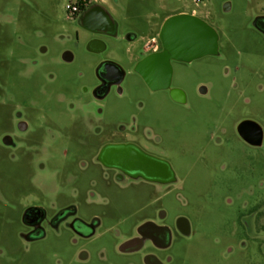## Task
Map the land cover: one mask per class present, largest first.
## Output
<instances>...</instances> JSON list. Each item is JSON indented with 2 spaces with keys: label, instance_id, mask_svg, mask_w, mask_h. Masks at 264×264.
<instances>
[{
  "label": "flooded vegetation",
  "instance_id": "flooded-vegetation-1",
  "mask_svg": "<svg viewBox=\"0 0 264 264\" xmlns=\"http://www.w3.org/2000/svg\"><path fill=\"white\" fill-rule=\"evenodd\" d=\"M11 1H16L17 13L6 21L0 18V26L8 25L11 35L19 38L20 31L14 29L27 20L20 16L21 4L39 5L35 0ZM192 1L195 7L202 3ZM176 2L183 5L174 6ZM185 2L153 0L135 19L127 12L116 15L119 0H66L74 39L84 38L91 57L86 62L69 47L49 51V36L58 42L71 36L48 30L41 8L40 23L33 25L41 41L37 51H0V156L23 166L22 174L5 179L7 169L0 166V206L10 212L0 209V264H44L46 252L52 255L46 264H90V247L96 243L105 264H135L136 258L141 264L172 263L175 242L191 235L192 224L186 215L171 217L165 207L163 199L181 180L162 149L163 137L143 115L148 98L159 93L168 103L183 107L192 92L208 94L205 82L192 88L178 83V68L205 56H220L218 35L217 54L189 61L163 57L161 30L167 19L188 15L208 23ZM230 7L225 1L223 11ZM52 24L62 28L58 19ZM250 25L264 37V2L254 6ZM110 38L127 41L129 46L119 50L124 51L123 60L108 54ZM132 79L134 95L127 88ZM123 105L128 107L123 115L110 116V110ZM236 133L250 146L263 143L262 126L249 117L238 121ZM47 155H56L54 166ZM141 185L150 197L141 208L120 213L112 206L108 192L122 195ZM253 215L254 204L241 218L251 234ZM105 237L116 252L115 261L105 256L108 243L99 244ZM66 245L72 252L68 260L61 257Z\"/></svg>",
  "mask_w": 264,
  "mask_h": 264
},
{
  "label": "rangeland",
  "instance_id": "rangeland-1",
  "mask_svg": "<svg viewBox=\"0 0 264 264\" xmlns=\"http://www.w3.org/2000/svg\"><path fill=\"white\" fill-rule=\"evenodd\" d=\"M35 1L38 7L27 2L21 4L20 16L30 22L26 26L24 21L14 29L20 31L19 38L11 35L12 28L8 25L0 26V51H37L41 41L33 32V25L40 23L38 10L41 8L47 17L48 30L71 36L59 42L49 36L46 39L49 51L69 47L78 51L81 62L90 60L84 38L74 39V28L64 7L66 0H58L61 4L57 7L55 0ZM152 1L119 0L116 15L122 17L127 12L136 19ZM225 1L231 2L226 12L223 11ZM15 2L0 0L1 20L6 21L17 13ZM259 2L264 0H202L195 7L192 0H186L189 9L197 8L218 32L220 56H205L188 67H179L177 82L192 88L202 81L207 83L209 92L204 96L192 92L187 107L168 103L162 93L148 98L149 105L143 116L163 137L162 149L181 180L179 187L163 199L165 207L171 217L183 214L192 224L191 235L175 242L171 264H264V204L261 201L264 200V137L262 145L254 147L236 133V125L244 117L258 122L264 131V37L250 25L254 6ZM182 5L176 2L174 6ZM56 19L62 24L60 30L52 24ZM106 43L111 57L124 59V51L119 50L129 46L127 41L110 38ZM135 84L132 79L127 85L131 95L136 92ZM127 110L123 105L117 111L110 110V116L123 115ZM82 139L93 142L91 137ZM80 140L78 138L77 142ZM61 143L63 140L56 145ZM47 158L54 166L56 155H47ZM3 165L7 169L4 179L22 174L21 161L12 162L0 156V166ZM93 174L98 176L95 170ZM108 193L113 200L112 206L120 213H133L150 198L142 185L125 190L122 195ZM253 204L251 234L241 218ZM0 209L10 214L8 208L0 206ZM107 243L105 256L108 262L115 261L117 256L109 244L110 239L105 237L99 244ZM98 246L96 243L90 247V264H105L99 260ZM61 253L67 260L72 255L67 245L62 246ZM51 257L46 252L44 264ZM134 262L141 264L137 258Z\"/></svg>",
  "mask_w": 264,
  "mask_h": 264
},
{
  "label": "water",
  "instance_id": "water-1",
  "mask_svg": "<svg viewBox=\"0 0 264 264\" xmlns=\"http://www.w3.org/2000/svg\"><path fill=\"white\" fill-rule=\"evenodd\" d=\"M161 43L165 59L189 61L203 55L217 54L218 34L210 24L201 19L176 15L164 22ZM146 81L150 86L153 85L151 80L146 78ZM160 86H166L165 81Z\"/></svg>",
  "mask_w": 264,
  "mask_h": 264
}]
</instances>
